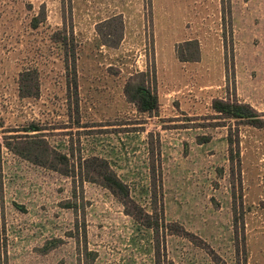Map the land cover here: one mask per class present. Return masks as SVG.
Segmentation results:
<instances>
[{
  "label": "rangeland",
  "instance_id": "rangeland-1",
  "mask_svg": "<svg viewBox=\"0 0 264 264\" xmlns=\"http://www.w3.org/2000/svg\"><path fill=\"white\" fill-rule=\"evenodd\" d=\"M190 39L199 60L181 62ZM27 69L36 97L19 95ZM140 71L153 74L157 113L124 93ZM214 99L264 118V0H0V264H264V126L224 119ZM25 135L66 154L58 167L74 164L76 176L17 154ZM151 146L169 232L159 256L151 228L77 175L80 158L106 159L155 225ZM234 214L246 256L235 253Z\"/></svg>",
  "mask_w": 264,
  "mask_h": 264
},
{
  "label": "trees",
  "instance_id": "trees-1",
  "mask_svg": "<svg viewBox=\"0 0 264 264\" xmlns=\"http://www.w3.org/2000/svg\"><path fill=\"white\" fill-rule=\"evenodd\" d=\"M61 34L65 30L59 31ZM63 33V34H64ZM58 41L67 50V38L65 34ZM74 47L70 49L72 52V59L69 65V60L66 56V69L70 70L72 73V84L74 86L75 94L77 92V71H76V57L74 53ZM186 49L188 51L185 53ZM199 45L197 40H187L178 49L177 55L181 62H194L199 60ZM124 93L133 102L137 110L140 112H146L148 114L157 113L158 111V96L155 88V81L153 74L150 75L149 71H140L132 74L128 77L126 84L124 86ZM39 94V82L38 74L35 69H27L22 71L19 77V95L21 97H36ZM212 109L219 114V116L224 119H235L236 121H242L245 124H250L255 127L264 126V118L262 114H259L252 106L247 103L239 102L236 99L229 101L224 99H214L212 101ZM2 122L0 121V127ZM32 130H39L34 128ZM19 143L22 147L15 152L28 160H31L37 164L49 167L51 169L59 171L61 174L68 176L75 175V165L69 170L67 167L65 169L59 168V164H68V156L64 153L59 152L54 147H51L49 143L41 136L36 135H25L20 140ZM206 138L197 139L198 143H203ZM230 142V152L232 151L231 138L228 139ZM238 145V142H237ZM156 147H150L151 161H150V179H151V200L155 205L154 209L155 225L151 223L153 214L145 212L142 207H140L131 198L129 194V188L126 183H124L116 174V172L110 167L108 161L104 158L98 156H91L84 159H79V164L77 165L79 171L77 175L80 179L88 180L91 182L98 183L103 187L107 188L112 195H114L123 205L124 212L130 215L133 219L140 222L142 225L151 228L154 237V247L156 256H159L160 250L164 247V239L169 234L168 231H160L161 225H165V220L163 216V190H162V168L160 164V151L156 150ZM238 153V152H237ZM156 158V160H155ZM159 207V209L157 208ZM156 210H159L156 214ZM237 218H233V235H234V247L235 253L242 251L244 256H246L245 249V236L244 231H237ZM236 229V231H235ZM181 235L196 237L193 233L188 231H180ZM170 234H176L171 231ZM203 244L206 242L197 236ZM191 241V239H190ZM193 242V241H191ZM212 250V249H211Z\"/></svg>",
  "mask_w": 264,
  "mask_h": 264
}]
</instances>
